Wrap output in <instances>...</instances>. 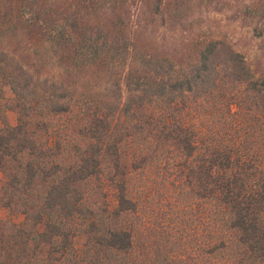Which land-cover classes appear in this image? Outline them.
Masks as SVG:
<instances>
[{"label":"trees","instance_id":"16d2710c","mask_svg":"<svg viewBox=\"0 0 264 264\" xmlns=\"http://www.w3.org/2000/svg\"><path fill=\"white\" fill-rule=\"evenodd\" d=\"M234 4L263 36L264 0H0V264H264V76L134 20Z\"/></svg>","mask_w":264,"mask_h":264},{"label":"rangeland","instance_id":"374dc122","mask_svg":"<svg viewBox=\"0 0 264 264\" xmlns=\"http://www.w3.org/2000/svg\"><path fill=\"white\" fill-rule=\"evenodd\" d=\"M241 5V4H238ZM238 5L234 4L231 9L223 12L211 10L196 9L190 22L193 23L189 28H170L167 26L148 25L147 19L137 14L134 20L141 26V30L145 33L147 41L153 43L159 50L172 51L178 48L191 33L212 36L218 39H224L231 47L242 54L250 67L257 74L264 76V35L259 37L253 33V25L249 21L241 18ZM147 25V26H146ZM195 30L191 31V30ZM4 95L11 97L9 88L4 89ZM8 120L11 124H15V114L8 112ZM3 181V175L0 173V185ZM105 190L110 207L115 206L114 190L106 185ZM0 219H8L13 222H20L22 216L9 211L7 208H0ZM84 242L83 237L75 240L78 249Z\"/></svg>","mask_w":264,"mask_h":264}]
</instances>
